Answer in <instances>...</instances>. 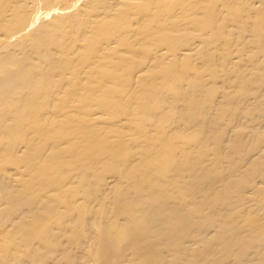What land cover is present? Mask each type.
Instances as JSON below:
<instances>
[{
	"label": "bare ground",
	"instance_id": "1",
	"mask_svg": "<svg viewBox=\"0 0 264 264\" xmlns=\"http://www.w3.org/2000/svg\"><path fill=\"white\" fill-rule=\"evenodd\" d=\"M0 264H264V0H0Z\"/></svg>",
	"mask_w": 264,
	"mask_h": 264
}]
</instances>
